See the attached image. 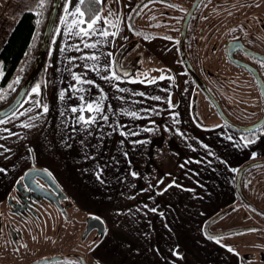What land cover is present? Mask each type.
<instances>
[{
	"label": "crops",
	"instance_id": "1",
	"mask_svg": "<svg viewBox=\"0 0 264 264\" xmlns=\"http://www.w3.org/2000/svg\"><path fill=\"white\" fill-rule=\"evenodd\" d=\"M137 1L102 0V15L111 14L118 30L108 25L114 35L88 37L107 41L95 48L86 46L88 39L65 34L59 19L64 14L62 1L43 67L33 83L42 81L40 93L32 94L35 99L25 95L15 109L20 115L9 114L6 121L5 117L0 119V206L27 168L40 167L53 176L68 201L103 221L104 217L114 219L112 215L118 206L130 209L135 206L139 218L147 222L142 253L151 264H192L194 249L186 246L183 252L174 236H183L187 225L181 222L196 220L197 227L189 224L194 228L190 238L196 244L204 241L207 258L210 255L214 264H242L232 250L211 238L214 235L203 229L202 222L238 200L236 172L254 157L252 153L257 150H249L250 146L264 142V138L257 135L245 145L240 131L211 117L212 108L204 105V121L195 119L191 111L195 85L180 68L177 44L173 42L176 52L171 51L167 59L178 74V89L165 75V52L158 40L162 37L156 32L150 37L141 33L140 42L162 60L164 71L129 78L136 75L130 72L129 65H121L120 56L134 46L135 41H129L133 33L146 32L144 28L130 27L128 22ZM106 5L111 6L105 8ZM21 12L15 15V21ZM15 21L9 25L10 29ZM100 23L103 25V21ZM57 27L61 29L59 32L55 31ZM7 32H3V41ZM124 44L126 51L120 54ZM168 44L171 46L172 41ZM92 51L97 53L95 61L81 58L84 52ZM69 56L75 59L69 60ZM85 63L92 67H84ZM105 63L123 78L110 77V69L103 67ZM121 70L128 72L122 74ZM74 72L82 81L75 80ZM72 84L77 87L73 89ZM62 88L66 89L63 98ZM173 96L178 98V104ZM89 100L99 102L102 109L96 112L93 122L84 124L79 121V109ZM44 103L48 105L47 111L41 106ZM72 105L77 106V112H72ZM128 112L138 114L129 116ZM84 114L91 113L85 108ZM21 120L25 123L21 124ZM28 123L33 127H27ZM133 171L138 174L133 176ZM97 205L104 206L103 212L94 208ZM106 229L104 221V235ZM194 263L197 264L195 260Z\"/></svg>",
	"mask_w": 264,
	"mask_h": 264
},
{
	"label": "rangeland",
	"instance_id": "2",
	"mask_svg": "<svg viewBox=\"0 0 264 264\" xmlns=\"http://www.w3.org/2000/svg\"><path fill=\"white\" fill-rule=\"evenodd\" d=\"M192 2L193 0H138L128 16V22L130 27L144 28L146 32L133 33L129 41H135V44L124 56H120L123 58L121 65L123 67L129 65L130 72L136 76L140 73L156 75L164 71L162 60L148 48L147 44L140 42L141 35L150 37L149 34L156 32L162 37L158 40L162 43V50L165 52V75L178 89L180 84L178 74L175 73L174 67L169 65L167 58L171 51L176 52L174 43H178L182 20ZM36 3L37 0H0V46L3 43V32L10 29L9 25L15 21V15L20 11L33 10ZM139 4L141 5L131 21V14ZM110 6L106 5L105 8ZM45 8L39 18H42ZM107 13L105 12L104 16H108ZM234 31L244 35L256 51L264 53V0H201L189 20L185 46L196 67L202 69L206 67L209 70L210 75L203 77V81L220 102L225 114L236 124L245 126L261 117L263 102L260 89L252 74L246 68L224 58L223 40L228 32ZM169 40L172 41L171 46L168 44ZM126 48L127 44H124L120 54L126 51ZM176 55L179 58L178 51ZM26 58L29 59V55ZM131 60L134 61L130 63ZM258 61L260 63L261 60ZM186 78H189L188 75ZM189 81L193 83L190 78ZM173 100L178 104L179 100L176 96H173ZM203 105L212 108L211 117L217 119L210 102L195 85L191 111L194 118L200 121H204ZM257 135L264 138V132L260 131ZM263 143H254L250 146L249 150H257V155L244 163L263 161L254 163L246 170L242 185L246 195L264 208ZM7 202L3 201L1 204L2 213L5 212L3 208ZM94 208L103 212L104 206L97 205ZM114 210L112 215L114 219L103 218L107 225L105 235L95 239L94 231L86 233V222L92 214L85 212L77 204H72L67 209V214L73 217L60 226L46 221L42 222V225L38 224L32 231L23 230L24 237L19 241L16 251L3 248L2 253L0 250V264H29L59 253H64V257L45 264H78L75 257L77 253L84 256L81 257L87 264H151L148 258H143L142 253L147 222L139 218L135 206L132 209L118 206ZM181 223L183 226L187 225L183 236L174 237L180 242L182 251L185 252L186 246L193 248V259L197 264H203L205 259H209L205 263L214 264L210 255L208 258L205 256L207 247L204 241L196 244L190 238L194 228L189 227V224H195L197 227L199 221ZM111 225L112 229L109 230ZM202 227L208 234L218 237L216 242L235 248L236 251L233 253L239 260L241 259L242 264H264V214L242 203L239 198L223 207L219 214L204 220ZM167 231H170L169 227ZM97 246L100 247L94 258L91 253ZM194 260L192 264H195Z\"/></svg>",
	"mask_w": 264,
	"mask_h": 264
},
{
	"label": "water",
	"instance_id": "3",
	"mask_svg": "<svg viewBox=\"0 0 264 264\" xmlns=\"http://www.w3.org/2000/svg\"><path fill=\"white\" fill-rule=\"evenodd\" d=\"M62 1L63 0H51L50 7H49V10H48V13L46 16L44 28H43V31L41 34L39 47H38L37 52L33 58L32 67L25 76H23L22 73L18 74L21 77V79L18 83H15V85L13 87L14 94L11 97V99L5 105L0 107V119L4 118L5 116H8L10 113V110H15L19 106V104L22 102L25 95L27 94V92L29 91L31 86L33 85L34 81L38 77V75H39V73L43 67L45 58H46L49 40H50L52 31L54 29V25H55V22H56ZM200 1L201 0H193L191 6L187 10V12L183 18L181 26H180V35H179L177 45H178V52H179L180 60L183 64V67L185 68V70L189 74L190 78L194 81V83L203 92L205 97L209 100V102L211 103V105L213 106L215 111L217 112L218 116L221 118L222 122L226 126L233 128V129L240 131V132L245 131V130H249V129L252 131V130H255L257 128H260L264 124V104H263V113L257 121H255L254 123H252L250 125H245V126L236 124L235 122L230 120L229 117L225 114V112L222 109L219 101L214 97L213 93L209 90V88L207 87L206 83L203 81L201 76H199L198 73L192 67V63H191L190 59L188 58L187 52L185 49V37H186V33H187V27H188L189 20H190L192 14L194 13L195 9L197 8L198 4L200 3ZM140 5L141 4L137 5L135 10L131 14V17H130L131 21H133L134 14L136 13V11L140 7ZM238 41L241 42V40H238ZM233 43H234V41H229L226 45V52H227L228 59L231 62H233L234 64L241 66V67H244V68L248 69L250 72H252V74L254 75V77L256 79L257 85L261 91V94L263 97V103H264V82H263V79L261 78L257 69L252 64H250L247 61L240 60V59L233 56L232 51H230V47ZM244 50L247 51L248 53H250L251 55H253L254 57L258 58V59H261V60L264 59V53L256 52L254 50H248L246 47L244 48ZM127 72H128L127 70H121L122 74H127ZM260 161H263V160L247 162V163L242 164L239 167V169L237 170L236 175H235V190H236V193H237L239 199L244 204L250 205V206L254 207L255 209L259 210L261 213L264 214V208L261 207L260 205L256 204V203H254L246 195V193L243 191V186H242L243 174L246 172V170L250 166H252L254 163H257ZM35 177L43 180L44 182L49 184L55 190L60 189L58 184L56 183V180L53 178V176L47 170H45L43 168H39V167L28 168L24 172L22 179H23L24 184L29 186V187H30V184H34L36 186H39V185H37V182L35 181ZM60 191H61V189H60ZM51 192H53V191L51 190ZM92 220H94L93 223L89 222L91 228L94 227L99 231L103 230L104 223H103V220L101 218L93 217ZM212 235H214V234H212ZM58 259H60L59 255L50 256V257L38 259V260L32 262L31 264H44V263H47L50 261H55ZM80 262H82V264L85 262V260L81 256H80Z\"/></svg>",
	"mask_w": 264,
	"mask_h": 264
},
{
	"label": "flooded vegetation",
	"instance_id": "4",
	"mask_svg": "<svg viewBox=\"0 0 264 264\" xmlns=\"http://www.w3.org/2000/svg\"><path fill=\"white\" fill-rule=\"evenodd\" d=\"M238 40H241V42H239ZM229 41H234V43L230 47V51H232L233 56L240 60H244L252 64L257 69V71L259 72L264 82V65H262L258 61L261 59L254 57L253 55H251L250 53L244 50L245 47L248 50L256 51V49H254L253 46L250 45V43L247 41L244 35L236 33L235 31L228 32L223 40L224 43L222 45V53L226 61H229V62L231 61L228 59L227 52H226V45ZM185 49H186V46H185ZM186 52H187L188 58L190 59L192 63L193 69L198 73L199 76H201L202 79H204L203 77L210 75L209 70H207L206 67H203V69L201 67H196V65L191 60L187 50ZM179 64H180V68H182V70L187 74V71L185 70L181 62H179ZM250 73L252 74V72ZM252 76L256 82V79L253 74ZM262 102H263V97H262ZM213 110L215 111L214 108ZM215 113H216L215 114L216 118L218 119L219 116H217L218 114L216 111ZM218 120H220V118ZM259 132H260V129H259ZM24 172L13 183V185L10 187L7 193V196L3 200L6 202L8 200L6 205L5 206L3 205L4 206L3 209H5L6 213L4 211L3 213L1 212V206H0V250L2 251V253H3V248L5 249L11 248L13 249V251H16L15 249L18 248L19 241H21L24 237L23 230H25L24 232L32 231L33 229H35V227L38 226V224L42 225V222H46V221L50 222L51 224L57 223V225L60 226L61 224L65 223L68 219L73 217L67 214V209L72 206V203L68 201L66 193L64 192V190L61 188V186L57 182L56 183L58 184L61 191L60 189H57V190L53 189L49 184H47L46 182H44L43 180L37 177H35V181L37 182V185L39 186L30 184V187H29L25 185L23 182L22 177H23ZM51 190L53 192H51ZM93 217H98V216L92 215L88 217L89 219L86 222V233L94 231L95 239H98L99 236L103 237L104 227H103V230L101 231L97 230L94 227L91 228L89 222L93 223L94 221L92 220ZM254 227H257V226L254 225ZM5 243L8 244L9 246H7ZM91 254H92V257L95 258L96 248L95 250L92 251ZM58 255L60 256V259L64 257V253H61V254L59 253ZM13 256H16V254H13ZM80 256H83V255L78 254V253L75 255L76 261L78 262V264H82V262H80ZM83 264H87L86 261Z\"/></svg>",
	"mask_w": 264,
	"mask_h": 264
},
{
	"label": "snow or ice",
	"instance_id": "5",
	"mask_svg": "<svg viewBox=\"0 0 264 264\" xmlns=\"http://www.w3.org/2000/svg\"><path fill=\"white\" fill-rule=\"evenodd\" d=\"M88 4L87 8H85V4ZM48 0H37V3L35 4V7L33 8V11L36 12L37 16H41L42 15V10L47 6ZM74 4V7H70V5ZM102 4V0H63V9H64V14L61 15L59 17L60 19V23L62 25H64L63 31L65 32L66 35H70V36H76V37H83L84 39H88V37H92L94 34L96 36H99L101 38L103 37H108L110 35H114L115 32L114 31H110V28L108 27V25H112L113 29L118 30L117 25L110 19V15L109 16H103L102 13L104 11L103 7H99V10H96V8ZM177 6L178 5H174ZM119 18L117 17V20ZM101 21H103V25H101ZM102 30H99L101 29ZM61 29L59 27H57L55 29L56 32H59ZM53 41H55L56 37L53 36L52 37ZM169 39H171V37H169ZM104 42L106 43V40H95V39H88L87 42V47L90 48H95L99 43ZM71 47H75V45H71ZM83 57H89L92 61L96 60L97 57V53L95 51L92 52H84L83 53ZM69 60H73L75 59V57L69 56L68 57ZM260 63L262 65H264V59H262L260 61ZM84 67L90 68L92 67L91 64L89 63H85ZM97 67H99V65H97ZM104 68H109V76L116 79V80H120L123 77H121L120 75L117 74V72L115 71L114 68H111V66L107 63H105L103 65ZM3 72V64L2 62H0V74H2ZM73 77L75 78V80L77 82L82 81V77L78 74V73H72ZM129 78H134V79H139V76L136 77H129ZM162 77H156V79H161ZM21 77L19 75H17L14 78V81L9 82L8 88H12L14 83H18L20 81ZM41 83L42 81H37L34 85L31 86L30 91L27 93L29 99H35V97H33L32 94H38L41 91ZM92 83H95V81H92ZM73 89H75L77 87L76 84H72L70 85ZM117 88H119V85H116ZM5 91V89H0V93H3ZM66 89H61L60 90V96L61 98L64 97ZM0 99H4L3 95H0ZM81 100H83V97L80 98ZM157 99H159V97H157ZM44 111H47L48 109V105L46 103L41 105ZM87 109L89 113H91L90 115L85 116L84 114V109ZM102 109V105L99 102L96 101H92L89 100L87 101L84 105H82L79 109V121L83 122L84 124H88L89 122H93L94 118L96 116V112ZM72 112H77L78 108L76 105H72L71 107ZM121 111H124L123 109H121ZM12 117H16L18 115H20V113L18 111L15 110H10L9 113ZM138 113L135 112H128L127 115L129 116H134L137 115ZM175 115V114H174ZM105 120H107V117L104 116L103 117ZM5 121L8 119L7 116H5ZM21 124H24L25 121L21 120L20 121ZM27 127L31 128L33 127V125L31 123H28L26 125ZM151 130V129H149ZM4 131H8L7 129H5ZM177 131L179 132L180 130L177 129ZM247 132L248 135H251V137L253 138L252 140L248 139V135H245V133L242 132L240 139L243 141V143L245 145L252 143L253 140L256 138V134L255 132H252L250 129L249 130H245ZM261 132H264V127L260 128ZM11 134V133H10ZM229 139H232V137L230 136ZM2 147V146H0ZM125 155H127V153H125ZM257 153L253 152L252 156H256ZM233 171H236V169H233ZM138 173H136L135 171L132 172L133 176H136ZM156 209H153V211H155ZM163 214V213H161ZM91 215V214H90ZM214 240H217L218 237L216 236H212L211 237ZM225 247H229L231 248L232 251H236L235 248H232L231 245H225ZM177 255H179L180 253L177 252Z\"/></svg>",
	"mask_w": 264,
	"mask_h": 264
},
{
	"label": "trees",
	"instance_id": "6",
	"mask_svg": "<svg viewBox=\"0 0 264 264\" xmlns=\"http://www.w3.org/2000/svg\"><path fill=\"white\" fill-rule=\"evenodd\" d=\"M50 3L51 0H49L42 18H39L33 10L22 11L0 46V62L3 64V72L0 76V89H5L4 99H0V107L5 105L14 94L13 87L15 83L11 89L8 88L9 82L14 81V75L21 72L25 76L32 67ZM87 6L86 2L85 8ZM99 7L101 5L96 10H99ZM27 55H29V59L26 58ZM259 129L252 130V132L257 135ZM242 132L248 135L246 131ZM248 139H252L251 135H248Z\"/></svg>",
	"mask_w": 264,
	"mask_h": 264
}]
</instances>
